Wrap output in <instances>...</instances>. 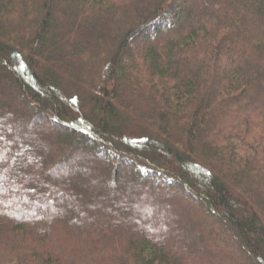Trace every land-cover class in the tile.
Instances as JSON below:
<instances>
[{
  "label": "trees",
  "instance_id": "obj_1",
  "mask_svg": "<svg viewBox=\"0 0 264 264\" xmlns=\"http://www.w3.org/2000/svg\"><path fill=\"white\" fill-rule=\"evenodd\" d=\"M0 264H264V0H0Z\"/></svg>",
  "mask_w": 264,
  "mask_h": 264
},
{
  "label": "rangeland",
  "instance_id": "obj_2",
  "mask_svg": "<svg viewBox=\"0 0 264 264\" xmlns=\"http://www.w3.org/2000/svg\"><path fill=\"white\" fill-rule=\"evenodd\" d=\"M146 36V35H145ZM6 73H8V70H7V72ZM8 79L10 80V81H14L13 79H12V77L11 76H8ZM14 83V82H13ZM14 92H17V93H19L20 94V96H21V98H20V104L22 105L21 106V110L23 111V112H21V116L22 117H26L27 115L25 114V112H26V109H25V106H24V99H23V93L21 92V91H19L17 88H16V86H14V89H13V91H12V93H14ZM11 93V92H10ZM9 96V98H10V95H8ZM11 100V99H10ZM81 109V108H80ZM43 119L46 121V123H43L42 125H40L39 127H37V130L39 129V130H43V131H46L48 134H54V126L55 125H51L49 122H50V120L51 119H48L47 118V116H43ZM55 129H59V127H56ZM31 132L33 131V132H35V129H33V130H30ZM35 143H37V142H35ZM35 145H37V144H35ZM107 157V156H106ZM103 158H105V157H103ZM83 158H80V157H78L77 156V154L76 155H73L72 156V158H71V160H70V162L68 163L69 164V166L71 165V167L70 168H73V170H75V168L76 167H82V166H84V170L85 171H87V172H89V174H91L92 172H91V170H90V164H85L83 161ZM197 166V168L199 169V170H202V167H200V166H198V165H196ZM48 172V171H47ZM46 171H44V177L45 178H51V175H52V173H50V172H48L47 173ZM55 173V172H54ZM53 173V174H54ZM101 183H102V181H101ZM99 186V185H98ZM125 184L124 183H122L121 182V184H119L118 186H117V191H122L121 190V188H125ZM37 188V190H40V191H42V192H46V191H48V188L46 189V190H42V189H40L38 186L36 187ZM102 186L100 185V187H98L96 190H94V191H80V193H82L83 195V197H81V198H78L77 196H76V193L74 192V194L72 193V197H73V199L75 200V202H77V203H80L82 200H84V201H88L90 198H92V196H94L95 194L97 195V194H100V193H102ZM109 188H111L112 189V187H109ZM110 191V190H109ZM115 191V190H114ZM60 199H61V201H60V203H58V205H55V206H53L54 208L56 207V208H60L61 206H62V204H64V203H67V198H65V197H63V196H60ZM111 199V198H110ZM179 204H182V203H179ZM190 205V204H189ZM181 206V208H182V205H180ZM105 209L106 208H104L103 210L105 211ZM123 210H125L126 211V213H128L127 211H131V209H129L128 207L127 208H125V209H123ZM40 212H43L44 213V210L43 211H40ZM46 212V211H45ZM40 214V213H39ZM41 215H42V213H41ZM42 218V216H38L36 213H31V214H28V219H30L31 221L33 220H35L36 221V219H38V220H40ZM146 222H148V220H146ZM152 224V223H151ZM178 226H180V225H176V226H171V228L173 229H175L176 230V228H178ZM165 227V226H164ZM132 228H135V229H137V228H139V229H143V227L142 226H140V227H138V226H135V225H132ZM171 228H169V229H171ZM182 229H186V231L187 230H193V228L192 227H186V226H182L181 227ZM171 229V230H172ZM161 230H163V229H161ZM162 232V231H161ZM155 233V232H154ZM159 233V232H158Z\"/></svg>",
  "mask_w": 264,
  "mask_h": 264
}]
</instances>
